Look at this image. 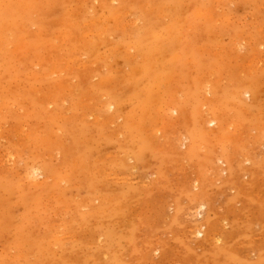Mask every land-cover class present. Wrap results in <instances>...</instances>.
<instances>
[{
    "label": "rangeland",
    "instance_id": "1",
    "mask_svg": "<svg viewBox=\"0 0 264 264\" xmlns=\"http://www.w3.org/2000/svg\"><path fill=\"white\" fill-rule=\"evenodd\" d=\"M22 2L0 264H264V0Z\"/></svg>",
    "mask_w": 264,
    "mask_h": 264
},
{
    "label": "bare ground",
    "instance_id": "2",
    "mask_svg": "<svg viewBox=\"0 0 264 264\" xmlns=\"http://www.w3.org/2000/svg\"><path fill=\"white\" fill-rule=\"evenodd\" d=\"M22 1V0H20ZM25 1V0H24ZM34 1V0H33ZM125 1V0H124ZM28 2V1H27ZM31 2V1H30ZM41 2V1H40ZM36 3V2H34ZM44 4V3H43ZM23 2L19 4V0H17V3L14 2V0H0V43L4 41L5 35L9 31H17L18 34H20V31H23V26L21 22L16 19L17 15L20 14V6L22 7ZM36 7V6H34ZM28 10V9H27ZM30 10V9H29ZM27 13V12H26ZM46 14V13H45ZM31 17V16H30ZM20 18V17H19ZM118 19V18H117ZM46 24V23H45ZM37 31V30H36ZM44 31V30H42ZM68 31V30H67ZM14 32V31H13ZM24 32V31H23ZM70 34L69 32H66ZM29 35V34H28ZM34 35V34H32ZM12 36V35H11ZM44 37V36H43ZM29 38V36H28ZM34 38L38 41L41 40L42 34L40 32H36ZM72 43V42H71ZM56 46V45H55ZM54 46V47H55ZM32 47V46H31ZM2 48V47H1ZM56 50H59L57 47H55ZM14 53V52H13ZM69 55V54H68ZM20 56V54H19ZM51 57V56H50ZM30 58V57H29ZM78 58V57H77ZM211 122H214L211 121ZM32 168V167H31ZM40 168V167H38ZM30 169V168H29ZM34 170V169H33ZM22 176V175H21ZM26 176V175H25ZM42 177V176H41ZM30 180V179H29ZM33 181V180H31ZM32 185V184H31ZM36 186V185H35ZM202 208V207H201ZM197 211V210H196ZM191 212V211H190ZM196 236V235H195ZM210 237V236H209Z\"/></svg>",
    "mask_w": 264,
    "mask_h": 264
}]
</instances>
